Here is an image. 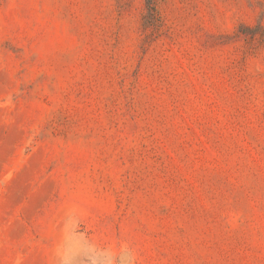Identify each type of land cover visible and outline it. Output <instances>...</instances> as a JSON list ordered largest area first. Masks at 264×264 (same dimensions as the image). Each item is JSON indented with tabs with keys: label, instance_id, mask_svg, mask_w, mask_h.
<instances>
[{
	"label": "rangeland",
	"instance_id": "374dc122",
	"mask_svg": "<svg viewBox=\"0 0 264 264\" xmlns=\"http://www.w3.org/2000/svg\"><path fill=\"white\" fill-rule=\"evenodd\" d=\"M0 264H264V0H0Z\"/></svg>",
	"mask_w": 264,
	"mask_h": 264
}]
</instances>
